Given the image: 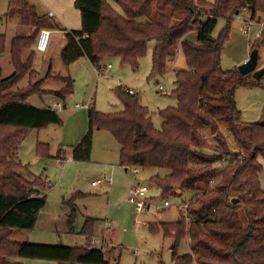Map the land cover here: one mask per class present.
Masks as SVG:
<instances>
[{
	"label": "trees",
	"instance_id": "16d2710c",
	"mask_svg": "<svg viewBox=\"0 0 264 264\" xmlns=\"http://www.w3.org/2000/svg\"><path fill=\"white\" fill-rule=\"evenodd\" d=\"M114 2L120 12L108 0H74L80 28L68 30L59 27L54 17L39 15L25 0H8L6 15H17L20 24L33 31L12 38V73L2 77L0 66V264H21L11 258L58 264H119L114 261L116 251L122 248L92 247L89 238L85 246L10 240L13 230L35 227L46 203L41 193L45 181L20 162L18 147L28 130L61 123L57 111L34 106L28 98L46 93L64 99L73 87L70 77L55 76L65 82L64 88L42 89L44 78H40L25 88L12 90L32 72L31 56L23 60L22 51L35 44L42 29L63 30L67 36L60 54L64 65L86 58L99 68L102 61L116 58L120 64L136 69L147 43L154 40L149 78L162 76L167 64L181 51L185 69L173 70L175 88L171 91L177 104L158 111L160 128L154 127L149 109L139 102L137 93L116 86L114 93L122 110L103 113L88 106V129L71 148L70 157L88 161L93 130H108L119 146L120 166L138 171L168 170L163 176L156 173L149 178L163 201L174 195L173 190L192 192L187 205L180 204L177 220L145 224L149 232L160 230L173 239L174 264H264V190L259 183L262 163L258 161L260 158L264 163V107L256 121L243 122L235 102L238 86L264 85V75L244 81L237 67L224 69L220 65L232 17L248 10L251 19L260 14L257 21L263 17L264 23V0ZM220 18L225 19V27L215 37L213 31ZM259 46L264 48V29L250 43V52ZM4 49L5 35L0 32V54ZM228 136L236 149L230 147ZM35 152L38 157L51 156L43 142L36 144ZM54 158L63 161L65 155L58 150ZM224 162L227 164L221 166ZM85 196L75 191L63 200L70 208L69 232H73L75 201ZM168 207L170 203L162 206L163 211ZM93 223L94 219L87 217L79 233L90 236ZM184 237L189 240L190 252L178 255L176 249Z\"/></svg>",
	"mask_w": 264,
	"mask_h": 264
},
{
	"label": "rangeland",
	"instance_id": "374dc122",
	"mask_svg": "<svg viewBox=\"0 0 264 264\" xmlns=\"http://www.w3.org/2000/svg\"><path fill=\"white\" fill-rule=\"evenodd\" d=\"M29 5L34 6L39 15L48 12V5L55 6L51 0H25ZM117 12L119 7L114 0H108ZM57 3L58 8L63 10L67 17L68 26H80L73 3L69 0H61ZM74 2V1H73ZM7 4L0 5V32L5 35V49L0 54L1 76L7 77L14 70L10 60V43L15 36H28L31 28L21 25L17 15H6ZM68 7V9H67ZM70 7V8H69ZM69 9L74 15L69 13ZM74 9V10H73ZM65 10V12H64ZM260 14L251 19L248 10H243L232 17L228 33L229 39L225 42L220 56V65L224 69L237 67L246 61L250 54V43L257 38L260 30L264 29L263 17L258 22ZM260 17V16H259ZM59 27L61 24L56 20ZM225 19L220 18L213 31L217 37L225 27ZM263 25V26H262ZM246 26L245 32L242 27ZM62 28V27H61ZM80 28V27H79ZM78 29V28H77ZM70 30V29H68ZM244 30V29H243ZM259 31V32H258ZM67 44V36L62 30L50 29L49 38L44 51H38L35 44L22 51V59L26 60L31 56V73L25 74L12 90L27 87L34 81L44 78L41 88L45 90H59L65 87V82L55 76H66L73 79L72 93L64 99L53 94L31 95L29 103L37 107L46 108L54 102L57 113L61 117L60 124H47L38 129H30L24 135L20 147L17 150L18 159L26 165V169L33 175L44 179L45 187L43 193L46 203L38 214L39 228L28 234L29 242L49 243L63 246H81L87 239H96L102 242V237L108 242V238L114 239L121 250L116 251L114 262L119 264H174L172 259L173 239L164 236L160 230L149 232L145 224L160 221H175L179 217L180 204L187 203L192 197V192H180L173 190L174 195L165 198L170 207L162 209L163 198L159 189L150 181V176L158 173L163 176L168 170H139L134 168L124 170L119 165L117 142L108 130L94 129L92 134V146L90 160L77 162L69 160L66 150L65 159L58 163L55 161V154L62 146L67 147V142L76 128L86 125L87 108H76L75 104L92 105L103 113H110L122 110V105L114 93L116 86L132 88L138 94L139 102L149 109L151 121L155 128H160L162 119L158 111L167 107H175L176 98L171 95L175 88L173 70L185 69L184 56L179 50L173 60L166 66V72L162 76L149 77L151 69L152 49L156 42L150 40L146 45L145 55L138 61L136 69L129 65L120 64L116 58L107 59L101 62L98 71L85 58L64 65L61 60V50ZM258 63L256 69L264 68V48L259 46ZM110 63V68L106 67ZM49 74L47 75V72ZM244 81L253 79L251 74L242 76ZM163 87L158 89V86ZM235 102L240 110V118L243 122H253L259 118L264 107V85L242 84L235 90ZM55 110V111H56ZM232 149H236L231 138L227 137ZM38 142L46 143L50 157L36 156L35 146ZM259 173V183L264 190V163ZM227 163H222L225 166ZM25 178L30 176L25 172L21 173ZM99 174H105L110 184L104 185V192L99 186L90 185L92 179ZM46 178H45V177ZM136 183L144 184L150 189L145 201L148 205L147 211L139 212L127 199V190ZM74 190L86 193V197L78 198L75 201L76 212L72 221V229L78 231L86 217L93 218L92 234L85 237L68 231V215L70 208L63 203ZM161 211V212H160ZM86 216V217H85ZM109 223L111 230L105 226ZM23 230H15L10 236L12 242H22L25 239ZM35 234H39L35 235ZM108 236V237H107ZM99 245V243H97ZM111 248L107 246V249ZM189 240L184 237L176 249L178 255L189 253ZM119 255V258H118Z\"/></svg>",
	"mask_w": 264,
	"mask_h": 264
},
{
	"label": "crops",
	"instance_id": "0c3cea01",
	"mask_svg": "<svg viewBox=\"0 0 264 264\" xmlns=\"http://www.w3.org/2000/svg\"><path fill=\"white\" fill-rule=\"evenodd\" d=\"M28 1V0H27ZM61 0H51V2H54L55 3V6L54 7H52L51 5H49V4H46L45 2V0H40V2L41 3H45L46 5H48V7H50V8H48L49 10H48V12H46V15H49L50 17H56L57 19V21L61 24V27L63 28V29H77V28H79L80 26H68V24H67V17L63 14V10H61L60 8H58V6H57V3L59 4V3H61L60 2ZM71 3H73V1L74 0H69ZM4 3V5L5 4H7V6H6V9H7V7H8V0H0V5L1 4H3ZM70 8V7H69ZM67 9H68V7H67ZM74 10V9H73ZM37 13H38V11H36ZM64 12H65V10H64ZM69 13H71V14H73L74 15V12L71 10V9H69ZM75 14L77 15V20H78V23H79V13H78V10L77 11H75ZM258 22H260V21H258ZM263 26V25H262ZM29 28H31V30H30V33L33 31V28L32 27H29ZM50 31V30H49ZM63 31V30H62ZM243 31V30H242ZM243 32H245V31H243ZM259 32V31H258ZM39 33H40V31L38 32V34H37V37H36V41H35V46H36V44H37V39H38V36H39ZM64 33V32H63ZM80 59H82V58H80ZM86 59V58H85ZM86 60H88V59H86ZM89 61V60H88ZM90 62V61H89ZM173 62V61H172ZM90 64L94 67V68H96V70L98 71V69H100V67L99 68H97V67H95L91 62H90ZM108 65H110V63H107V65H106V67H108V68H110V66H108ZM126 89H129V88H126ZM130 89H132V88H130ZM133 90V89H132ZM133 91H135V90H133ZM136 92V91H135ZM29 102V101H28ZM31 104V103H30ZM32 105H34V104H32ZM76 105V104H75ZM84 105H86V104H84ZM34 106H36V105H34ZM56 106H58V107H60V103L59 102H54V103H52L51 104V106L50 105H48L47 104V106H45V107H50L51 109H53V110H56ZM87 106H89V105H87ZM42 108V107H41ZM77 108V107H76ZM78 108H82V107H78ZM57 111V110H56ZM87 129H88V123H87V116H86V125L83 127H79V128H76L75 129V131L71 134V136H70V139L68 140V141H70V142H67L68 144H67V147L65 148V146H62L61 148H59V150L60 151H62L63 153H64V155L66 154V150H67V153H69V155H68V158L67 159H71V157H70V151H71V148L73 147V146H75V145H77L78 144V142L80 141V139L84 136V134L86 133V131H87ZM93 134V133H92ZM20 147V146H19ZM117 152H118V155H119V146H118V144H117ZM92 149V148H91ZM90 154H91V151H90ZM72 160V159H71ZM89 160H90V158H89ZM88 160V161H89ZM55 161L56 162H58V163H61V161L60 160H58V159H55ZM73 161H75V160H73ZM77 162H84V161H77ZM124 170H127V169H125L124 168ZM45 177V176H44ZM46 178V177H45ZM103 178H105V174H99L96 178H94V179H92L91 180V182H90V185L91 186H93V187H98L99 186V190L101 191V192H104V185H109L110 184V181L108 182V181H105V182H103L102 184H100V185H92L91 183L93 182V181H97V180H101V179H103ZM75 191H80V190H74L73 192H75ZM80 192H82V193H84L83 191H80ZM127 192H128V190H127ZM41 193L42 194H44L43 193V190H41ZM72 193V192H71ZM86 194V193H85ZM86 197V196H85ZM64 200V199H63ZM39 217V216H38ZM38 217H37V221H36V225H35V227L33 228V229H31V230H23V231H26L27 233H24V236H25V240H29V238H28V234H30L31 232H33L34 230H36L37 228H39V223H38ZM86 217V216H85ZM87 218V217H86ZM85 218V219H86ZM110 223V222H109ZM108 223V224H109ZM105 226H106V228L107 229H110L111 230V226H109V225H107V223H106V221H105ZM81 229V228H80ZM80 229L78 230V231H74L73 233H77V234H80L79 232H80ZM15 230H13V232H14ZM13 232H12V234H13ZM35 235H38L39 236V234H35ZM108 237V236H107ZM107 239V238H106ZM105 239V237H102V242L100 243V241H97L96 239H94V237L92 238V239H89V246H92V247H97V248H104V249H106L107 248V246H110V247H116V246H118L119 244H117L116 243V241L114 240V239H111V238H108V242H107V240ZM97 243H99V245L97 244ZM43 244H49V243H43ZM81 246H85L86 245V241L83 243V244H80ZM10 261H20L21 262V264H58L57 262H55V261H51V260H39V259H29V258H11V259H9Z\"/></svg>",
	"mask_w": 264,
	"mask_h": 264
},
{
	"label": "built area",
	"instance_id": "2783aa9c",
	"mask_svg": "<svg viewBox=\"0 0 264 264\" xmlns=\"http://www.w3.org/2000/svg\"><path fill=\"white\" fill-rule=\"evenodd\" d=\"M244 29V30H243ZM242 30L245 31L246 30V26H243L242 27ZM49 34H50V31L47 30V29H42L39 33V36H38V39H37V44H36V48L38 51H44L45 48H46V45H47V41H48V38H49ZM110 66V65H108ZM163 87H161L160 85L158 86V89H162ZM126 91L130 94H134L136 93L135 91H133L132 89H126ZM75 107H88L87 105H79V104H76ZM133 171L136 173L138 172V168H134ZM105 181H110L106 178H103L101 180H97V181H93L91 184L92 185H100L102 184L103 182ZM149 188L148 186L144 185V184H139V183H136L135 186H131L128 190V194H127V201L131 204L134 205L135 209L139 212H142V211H147L148 210V205L145 201V198L147 196V193L149 192ZM187 205V203H185L182 207H185ZM162 206L164 207H167L169 206V202L166 200V201H163V204ZM107 225H109L107 223Z\"/></svg>",
	"mask_w": 264,
	"mask_h": 264
},
{
	"label": "water",
	"instance_id": "95a60500",
	"mask_svg": "<svg viewBox=\"0 0 264 264\" xmlns=\"http://www.w3.org/2000/svg\"><path fill=\"white\" fill-rule=\"evenodd\" d=\"M237 13L238 12H236V14ZM257 63L258 53L257 49H254L250 52L248 59L237 66V70L241 76L251 74L253 79L258 80L264 75V68L256 69ZM232 201L236 202V199H233Z\"/></svg>",
	"mask_w": 264,
	"mask_h": 264
}]
</instances>
